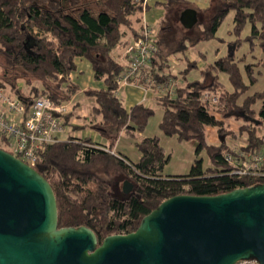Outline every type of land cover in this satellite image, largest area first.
I'll return each instance as SVG.
<instances>
[{"label":"trees","instance_id":"1","mask_svg":"<svg viewBox=\"0 0 264 264\" xmlns=\"http://www.w3.org/2000/svg\"><path fill=\"white\" fill-rule=\"evenodd\" d=\"M154 4L163 8L167 16L157 28L159 49L146 75L155 80V85H166L182 76L173 94L169 88L166 92L154 87L153 90L161 94L158 103L163 116L159 127L163 134L196 143L197 158L187 174H164L171 155L167 154L159 136L143 137L136 142L142 154L136 162L114 150L124 130L136 137L145 131L156 112L155 107L144 102L128 109L116 94L117 76L125 66L114 54L141 36L143 3L136 0H0L3 70L0 87L9 86L20 96L26 106V116L40 94L49 96L57 104H65L78 91L79 87L70 80L77 58L90 59L95 77L105 80L104 88L90 89L87 93L96 98L93 112L102 116L100 125L106 129L110 143L102 145L91 138L59 139L40 150L34 165L55 191L59 227L88 226L96 232L99 244L111 234L135 231L147 214L170 197L218 195L264 183V166L248 174L233 172L234 167L226 160V154L233 147L226 138L227 131L233 136L235 132L218 116H237L244 120L239 128L241 134H248L243 148L256 151L264 147L257 127L244 117L257 115L261 120L256 124L264 121V92L247 94L250 85L257 81L254 75L257 72L253 63L241 65L235 58L247 25L251 33L245 40L254 49L257 39L264 49V0H210L207 8H197L206 15L203 19L199 17V28L189 34L177 28L168 14L177 7L179 11L193 7L191 1L155 0ZM231 10L235 11L232 31L236 41L231 42L228 54L200 69L198 60L188 59L187 52L201 41L216 38ZM129 35L132 39L126 40ZM181 53L186 67L177 73L172 59H180L176 55ZM192 69L200 70V78L187 77ZM220 72L229 75L232 90L220 82ZM20 81L26 89L19 86ZM132 83L148 85L144 74L134 77ZM205 93L217 96L218 100L204 99ZM259 100L261 103L255 108ZM208 126L217 127L219 144L208 140ZM0 148L11 151L7 139H0ZM203 150L211 160L209 167L204 166L200 157ZM125 180L133 184L129 193H124L119 184ZM236 264L259 263L250 259Z\"/></svg>","mask_w":264,"mask_h":264},{"label":"water","instance_id":"2","mask_svg":"<svg viewBox=\"0 0 264 264\" xmlns=\"http://www.w3.org/2000/svg\"><path fill=\"white\" fill-rule=\"evenodd\" d=\"M191 29L195 7L180 14ZM245 119L258 123L256 118ZM129 193L133 184L123 183ZM264 264V183L218 195L180 194L164 200L127 234L99 244L88 226L59 227L51 183L0 148V264Z\"/></svg>","mask_w":264,"mask_h":264},{"label":"built area","instance_id":"3","mask_svg":"<svg viewBox=\"0 0 264 264\" xmlns=\"http://www.w3.org/2000/svg\"><path fill=\"white\" fill-rule=\"evenodd\" d=\"M143 3V11L150 0H136ZM157 29L144 22L141 36L125 47L126 65L117 76L118 90L130 83L140 74L146 76L148 85L144 88L174 92L176 80L166 85L157 84L146 75L150 70L154 54L158 51ZM167 86V87H166ZM213 100H218L213 96ZM67 111L66 104H57L45 94L38 95L32 103V109L26 116V106L20 96L0 87V139H7L10 152L34 167L40 150L47 144L59 140V135L66 130L62 114ZM241 146L234 147L226 154V160L234 167L237 174H248L264 166V147L253 151Z\"/></svg>","mask_w":264,"mask_h":264},{"label":"crops","instance_id":"4","mask_svg":"<svg viewBox=\"0 0 264 264\" xmlns=\"http://www.w3.org/2000/svg\"><path fill=\"white\" fill-rule=\"evenodd\" d=\"M189 1L192 2L193 7H196L199 9H205L210 4V0H205V2H200V3L198 0H189ZM154 3H155V0H151V3L146 9V12L144 11L142 12V15L143 14L145 15L147 22H151L152 24L156 23L160 18H163V16H165L164 13H166L163 8L155 6ZM129 36L131 37V35ZM220 54L222 55V50ZM114 56L121 64H123L124 66L126 65L125 48L121 50H117ZM186 56L190 60H198V65H201V64L203 66L206 65V57H203L200 51L199 53H196L193 51L190 52L189 50ZM217 56L218 55H216L214 61L218 58ZM175 60H176V63L181 65L180 69L186 67V61L183 62L181 59H175ZM214 61H211V63ZM199 68L202 69L203 67H199ZM189 76H190V73L187 75V77L190 79ZM179 79H180L179 82H181L182 76L179 77ZM70 80L72 83L76 84L79 87V89L69 99V101L65 103L67 105V111L64 114H62V118L64 120L66 130L59 135V139L66 140L70 137L91 138L92 141H94L95 143H99L102 145H108L110 143V138L106 132V129L103 128L102 125H100L102 121V116L97 115L93 112V108L97 104L96 98L94 95L87 93V90H90V89L98 90V89L104 88L105 87L104 78L97 79L95 77V71H94L93 64L90 61V59L85 58V57H80L76 59V69L70 74ZM19 86L24 89L25 88L24 82L20 81ZM2 88L6 91H9L17 95V93L9 86L7 88L5 87H2ZM116 94L123 100L124 104L126 105L128 109L141 102H144L150 106H153V104H155L157 108L156 110H159L161 112V118L163 116V110L158 103V97L161 94L156 90L147 89L141 85L130 83L128 85L121 87ZM231 128L235 132V136H239V135L244 136V134H241V132L239 131L240 124H238V126L236 124V126H232ZM209 131H210V128H209ZM212 132L215 133V130L213 129ZM216 133L212 136L213 139L211 143L219 144L221 142V138L219 137L217 128H216ZM147 136H159L163 146H164V140L167 139L166 137H169L163 134L161 130L160 132H157V133H149L148 126L145 129V131L138 133L136 137H132L128 135L126 130H124L119 136L114 150L121 155L122 154L126 155L131 160L133 159L132 157H130L129 154H133V156H136V159H134L133 161L136 162L142 156L141 152L138 151L136 142L139 141L140 138L147 137ZM243 138L244 137H242V139ZM227 140H228V137L226 138V142H228V144L231 147L238 145L236 142L237 138L236 139L232 138L230 141H227ZM193 143H194L193 147H194V153H195V157H194V161H195V159L197 158L196 151H195L196 143L195 142Z\"/></svg>","mask_w":264,"mask_h":264},{"label":"rangeland","instance_id":"5","mask_svg":"<svg viewBox=\"0 0 264 264\" xmlns=\"http://www.w3.org/2000/svg\"><path fill=\"white\" fill-rule=\"evenodd\" d=\"M88 1H91V0H88ZM198 1H199V3L205 2V0H198ZM207 4H208V2H207ZM187 7H192V6H187ZM179 10H180V8L177 7V9H175L170 14H168L169 19L173 18L174 19L173 22L174 23L176 22L175 25L177 26V28L179 27V29H181L184 34H189L192 31H194V29L199 28V26H197V25H195L194 28H192V29L185 28L182 25V23L180 22V14L183 10L182 11H179ZM178 11H179V13H178ZM142 12H143V10H142ZM234 14H235L234 10H231L227 14V16L224 18L221 26L219 27L216 38L199 42L198 44L195 45V47L191 48L192 50L190 49V52L193 51V52L199 53V51H200L206 57V64L210 63L211 61H214L216 55H218L217 57L219 58L221 56L228 54L230 52V47L232 45L231 42H234L237 39V36L232 31L233 26H234ZM164 15L167 16V13H164ZM205 15H206V13L202 14V11H201L199 13L200 19L201 18L203 19L202 16H205ZM142 18H143V22H147L144 14L142 15ZM163 18H165V16H163ZM163 18H160L156 23H153V24L151 22H148V23H150L151 25H153L155 27V29H157L159 24H160V21ZM188 30H190V31H188ZM250 33H251L250 25H247L241 34V38H243V41L235 50V58L238 60V62L241 65H244L246 63L247 64L248 63L254 64V65L252 64V66L254 67L255 72H257L254 74L257 77V81L255 82V84L250 85V87L247 91V94H254L256 92H264V49H263V47L260 46V41L257 39H255V41H254L255 46H253L254 49H252L250 42L245 40L247 35H249ZM125 39L130 40L131 37L127 36V37H125ZM221 50H222V55L220 54ZM176 56L180 57V59L183 62L185 61L183 53L177 54ZM242 57H244L243 60L240 59ZM175 59H178V58L174 57L172 59V61H174L173 66L175 68V72H177L180 70L181 65L176 63ZM199 67H204V66L201 64V65H199ZM2 73H3V70H2V67L0 66V78L2 76ZM200 76H201L200 70L197 69V70H193L192 72H190L189 77L191 80H195V79L200 78ZM219 80L229 90L233 89V86L229 80V75L227 73L220 72L219 73ZM179 81H180V79H176V82H179ZM213 98L214 97L209 93L204 94V99L212 100L213 102H215L213 100ZM260 103H261L260 100L257 101V103L255 104V108H258ZM153 106L155 107V109H157L155 104H153ZM218 116L225 120L224 122L227 124V128L228 127L231 128L232 126H236V124H237V126H238V124L242 125L244 123V120L242 118L237 117V116H232L230 118H224L220 115H218ZM253 117L257 118V120H261L260 117L257 115L253 116ZM161 119H162L161 118V112L159 110H156L155 114L150 118L148 125H147L149 133L160 132L159 125H160ZM249 121H251V120H249ZM251 122H252L251 125L255 126V128L257 127L256 128L257 134L260 137H263V139H264V121L263 122L261 121L260 124H256L253 121H251ZM209 128H210V131H209ZM216 128L217 127H215V126H208V129H207L208 130V139L210 142L213 139L212 136L216 133ZM213 129L215 130V133L212 132ZM244 133H245L244 136H242V135L233 136V135H230V134H232V132L227 131V135H230V136H227L228 137L227 141H230L232 138L233 139L237 138L236 142L238 145L234 146V147L241 146L247 141V137H248V134H246L247 132H244ZM219 137H220V135H219ZM242 137H244V138L242 139ZM166 138L167 139L164 140V146H165V149L167 151V154L171 155V159L163 170L164 174L174 175V174H187V173H189V171H190V169L194 163V157H195L194 147H193L194 143L193 142L191 143V141H180L175 136H173V137L169 136ZM129 155H130V157H132L133 160L136 159V156H133V154H129ZM200 157L203 158V163H204L205 167H209L211 165V160H210V158H209V156L205 150H203L201 152ZM123 183L122 182L119 183L121 185V187L123 186Z\"/></svg>","mask_w":264,"mask_h":264}]
</instances>
